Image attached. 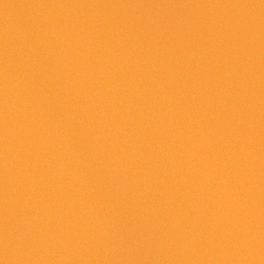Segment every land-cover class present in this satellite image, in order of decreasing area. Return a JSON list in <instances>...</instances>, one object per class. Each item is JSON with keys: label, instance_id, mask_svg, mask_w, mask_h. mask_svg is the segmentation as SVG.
<instances>
[{"label": "water", "instance_id": "1", "mask_svg": "<svg viewBox=\"0 0 264 264\" xmlns=\"http://www.w3.org/2000/svg\"><path fill=\"white\" fill-rule=\"evenodd\" d=\"M0 264H264V0H0Z\"/></svg>", "mask_w": 264, "mask_h": 264}]
</instances>
